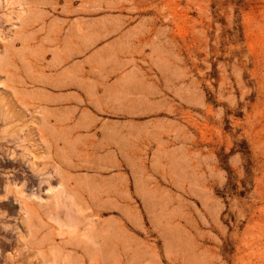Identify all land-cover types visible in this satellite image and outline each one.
I'll use <instances>...</instances> for the list:
<instances>
[{
    "label": "rangeland",
    "instance_id": "1",
    "mask_svg": "<svg viewBox=\"0 0 264 264\" xmlns=\"http://www.w3.org/2000/svg\"><path fill=\"white\" fill-rule=\"evenodd\" d=\"M52 2L140 27L156 128L118 138L130 160L103 176L78 169L74 209L56 208L45 177L21 212L6 190L20 179L0 177V264H264V0H0V69L5 25Z\"/></svg>",
    "mask_w": 264,
    "mask_h": 264
},
{
    "label": "crops",
    "instance_id": "2",
    "mask_svg": "<svg viewBox=\"0 0 264 264\" xmlns=\"http://www.w3.org/2000/svg\"><path fill=\"white\" fill-rule=\"evenodd\" d=\"M20 17L16 26L6 21L2 39L0 177L11 187L20 179L6 190L11 202L21 195V212L30 208V180L45 177L56 208L74 209L78 169L103 176L110 161L130 160L118 157L132 153L117 149L118 138L144 141L155 131L156 85L142 72L141 29L126 12L96 5L71 13L52 2ZM136 151L147 160L141 144Z\"/></svg>",
    "mask_w": 264,
    "mask_h": 264
},
{
    "label": "bare ground",
    "instance_id": "3",
    "mask_svg": "<svg viewBox=\"0 0 264 264\" xmlns=\"http://www.w3.org/2000/svg\"><path fill=\"white\" fill-rule=\"evenodd\" d=\"M25 209H26V212H28V213H29V209H27L26 207H25Z\"/></svg>",
    "mask_w": 264,
    "mask_h": 264
}]
</instances>
